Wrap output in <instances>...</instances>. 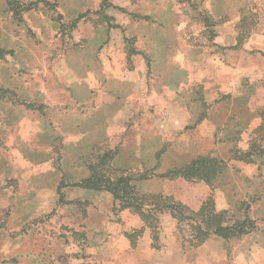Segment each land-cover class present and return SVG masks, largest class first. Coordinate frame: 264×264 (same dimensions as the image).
<instances>
[{
	"label": "rangeland",
	"instance_id": "obj_1",
	"mask_svg": "<svg viewBox=\"0 0 264 264\" xmlns=\"http://www.w3.org/2000/svg\"><path fill=\"white\" fill-rule=\"evenodd\" d=\"M0 264H264V0H0Z\"/></svg>",
	"mask_w": 264,
	"mask_h": 264
},
{
	"label": "trees",
	"instance_id": "obj_2",
	"mask_svg": "<svg viewBox=\"0 0 264 264\" xmlns=\"http://www.w3.org/2000/svg\"><path fill=\"white\" fill-rule=\"evenodd\" d=\"M8 4H10L11 8L14 4V0H6ZM213 162L208 161L207 159H196L192 162L190 166H186L184 168L173 171V175L185 178H208L207 168L206 166H211L210 164ZM86 165V162H85ZM101 161L98 162L97 167H100ZM86 167L90 170L91 174L88 178L82 180L77 183L75 186L79 188L85 189H93L95 188L94 178L95 171L94 166L92 164H87ZM129 179L125 177L118 178L115 182H111L106 185L107 190L113 195L115 199L120 198L121 194H126L127 181ZM248 228L247 222H239L229 225L227 227H217L213 229L212 233L219 236L223 239H228L231 237L241 236L245 234Z\"/></svg>",
	"mask_w": 264,
	"mask_h": 264
}]
</instances>
